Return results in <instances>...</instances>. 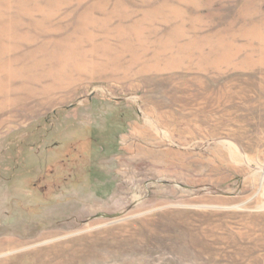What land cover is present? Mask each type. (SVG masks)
I'll return each mask as SVG.
<instances>
[{
  "label": "rangeland",
  "instance_id": "1",
  "mask_svg": "<svg viewBox=\"0 0 264 264\" xmlns=\"http://www.w3.org/2000/svg\"><path fill=\"white\" fill-rule=\"evenodd\" d=\"M0 264H264V0H0Z\"/></svg>",
  "mask_w": 264,
  "mask_h": 264
}]
</instances>
